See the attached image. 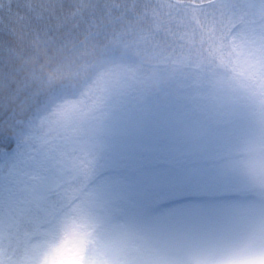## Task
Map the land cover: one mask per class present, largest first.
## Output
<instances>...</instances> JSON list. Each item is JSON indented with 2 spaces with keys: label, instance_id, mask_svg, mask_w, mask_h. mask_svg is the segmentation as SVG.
I'll use <instances>...</instances> for the list:
<instances>
[{
  "label": "rangeland",
  "instance_id": "1",
  "mask_svg": "<svg viewBox=\"0 0 264 264\" xmlns=\"http://www.w3.org/2000/svg\"><path fill=\"white\" fill-rule=\"evenodd\" d=\"M231 1L255 9L204 72L122 46L47 73L52 87L0 132V245L28 227L38 255L82 210L89 264H264V0L192 11ZM155 2L166 20L167 0Z\"/></svg>",
  "mask_w": 264,
  "mask_h": 264
},
{
  "label": "trees",
  "instance_id": "2",
  "mask_svg": "<svg viewBox=\"0 0 264 264\" xmlns=\"http://www.w3.org/2000/svg\"><path fill=\"white\" fill-rule=\"evenodd\" d=\"M205 1L167 0L169 15L163 20L155 0H0V132L10 133L8 123L26 117L52 87L47 73L66 75L90 58L116 55L122 46L167 64L199 66L204 72L207 64L213 65L212 53L228 30L255 9L251 2L239 7L231 1L192 11L211 0ZM206 12L212 14L210 26L204 21ZM213 25L216 32L211 31ZM193 34L200 35L198 41ZM66 57L63 71L58 65ZM61 198L53 197L58 213H64L70 202ZM79 214L82 219V210ZM106 214L93 213L92 218L112 223L113 217ZM27 231L28 227L0 245V264L36 261L35 251L24 248Z\"/></svg>",
  "mask_w": 264,
  "mask_h": 264
},
{
  "label": "clouds",
  "instance_id": "3",
  "mask_svg": "<svg viewBox=\"0 0 264 264\" xmlns=\"http://www.w3.org/2000/svg\"><path fill=\"white\" fill-rule=\"evenodd\" d=\"M89 226L76 214H69L54 238L45 243L37 264H89L92 259Z\"/></svg>",
  "mask_w": 264,
  "mask_h": 264
}]
</instances>
